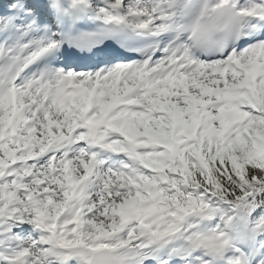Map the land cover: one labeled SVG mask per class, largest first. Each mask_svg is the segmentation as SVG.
I'll return each mask as SVG.
<instances>
[{"label": "snow or ice", "instance_id": "snow-or-ice-1", "mask_svg": "<svg viewBox=\"0 0 264 264\" xmlns=\"http://www.w3.org/2000/svg\"><path fill=\"white\" fill-rule=\"evenodd\" d=\"M0 264H264V0H0Z\"/></svg>", "mask_w": 264, "mask_h": 264}]
</instances>
